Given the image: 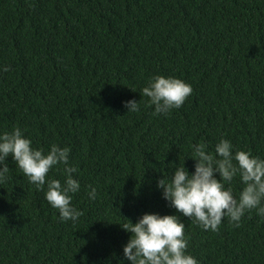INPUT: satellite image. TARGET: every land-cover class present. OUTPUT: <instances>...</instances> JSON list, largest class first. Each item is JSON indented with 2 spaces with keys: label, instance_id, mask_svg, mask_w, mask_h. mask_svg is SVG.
Wrapping results in <instances>:
<instances>
[{
  "label": "trees",
  "instance_id": "obj_1",
  "mask_svg": "<svg viewBox=\"0 0 264 264\" xmlns=\"http://www.w3.org/2000/svg\"><path fill=\"white\" fill-rule=\"evenodd\" d=\"M158 74L193 88L167 115L141 92ZM130 99L138 112L127 113ZM14 126L35 147L71 149L83 215L61 221L46 185L37 190L8 157L0 264H117L130 236L119 223L175 214L156 184L192 144L214 152L226 138L264 158V0H0V131ZM48 176L63 181V166ZM231 186L238 195L244 185L236 176ZM181 219L200 264H264L255 209L217 231Z\"/></svg>",
  "mask_w": 264,
  "mask_h": 264
},
{
  "label": "clouds",
  "instance_id": "obj_2",
  "mask_svg": "<svg viewBox=\"0 0 264 264\" xmlns=\"http://www.w3.org/2000/svg\"><path fill=\"white\" fill-rule=\"evenodd\" d=\"M9 71L10 66H3ZM134 91V90H133ZM192 85L175 76L154 75L141 92L154 106L156 114H169L180 108L192 93ZM129 112L140 110V101L130 99L124 102ZM187 158L195 161L194 171H189L184 162L172 163L170 174L157 181V188L175 214L145 212L136 222L126 218L119 223L130 233L123 246V259L112 254L117 264H200L188 249L186 225L181 217H188L204 230L217 231L223 219L227 218L239 227L246 212L255 209L264 219V158L251 151L236 149L230 139L220 138L214 152L208 151L204 143L191 146ZM71 149L52 144L48 149L33 146V141L25 135V130L14 126L10 131H0V183L6 182L10 168L7 158L11 157L17 168L35 185L44 190V199L51 207L58 209L61 221L75 223L83 215L72 204L74 194L81 189L75 165L69 163ZM63 166L64 179L51 178L50 170ZM239 176L242 190L236 195L231 182ZM87 196L97 198V189L88 185ZM111 264V259L107 261Z\"/></svg>",
  "mask_w": 264,
  "mask_h": 264
}]
</instances>
